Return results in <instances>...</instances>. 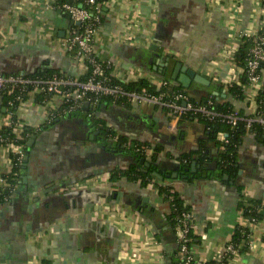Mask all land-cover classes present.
Here are the masks:
<instances>
[{
    "label": "crops",
    "instance_id": "obj_1",
    "mask_svg": "<svg viewBox=\"0 0 264 264\" xmlns=\"http://www.w3.org/2000/svg\"><path fill=\"white\" fill-rule=\"evenodd\" d=\"M55 3L0 0V74L52 68L81 75L82 66L63 45L71 19ZM263 23L264 0H106L94 51L110 62L117 80L152 90L162 79L179 84L171 72L180 62L209 81L192 80L187 88L179 84L189 97L215 96L251 116L254 99L246 93L233 98L228 86L242 71L234 52L245 33ZM97 105L84 104L32 135L21 181L0 205V264H176L169 203L153 181L142 186L110 178L113 168L125 169L135 157L116 150L114 138L103 141L86 114L95 107L92 116L117 135L149 143L151 153L159 147L152 164L163 171L179 168L177 156L197 147L204 124L170 117L150 103ZM3 111L0 106V125ZM18 117L33 127L47 120L45 106L32 95ZM207 145L213 157L216 147ZM236 159L237 173L228 182L227 176L212 175L169 177L162 183L192 210L190 245L198 260L223 255L235 226L244 221L237 206L241 199L260 200L263 218L252 225L251 246L229 264H264V145L252 132L243 135ZM10 169L8 149L0 147V174Z\"/></svg>",
    "mask_w": 264,
    "mask_h": 264
},
{
    "label": "built area",
    "instance_id": "obj_2",
    "mask_svg": "<svg viewBox=\"0 0 264 264\" xmlns=\"http://www.w3.org/2000/svg\"><path fill=\"white\" fill-rule=\"evenodd\" d=\"M86 2L92 4L94 0H86ZM62 7L72 21L69 34L65 37L63 45L67 51L73 52L72 59L82 66L83 72L79 76H68L56 71L49 75L34 78L29 77V73L25 72L0 74V96L2 93L13 94V98H9L5 107H3V123L0 127H14L17 136L22 132L23 123L18 117V111L27 100L23 99L24 93H29L30 96L36 93H44L49 96L46 102L42 103L46 109V119L53 116L54 110H56L57 115L72 114L82 105H95L100 97L106 96L127 103H150L164 109L167 115L177 119L185 116L197 119L198 116H203L209 120L220 118L230 125L243 120L246 127H250L254 122L264 126V110L257 100L259 93L264 91V69L260 68V64L264 62V23L255 27L251 34L245 33V35H251L254 38L249 49L246 68L242 69L248 77V83L243 85V93L254 99L256 111L254 115L241 116L236 108L226 113L217 110L215 108L217 99L213 100L211 96L201 103L190 100L189 96L181 90L170 95L156 92L161 86L172 83L169 79H162L155 90H149L148 87L139 84L138 90H126L122 84L113 82L105 76L106 70L111 72L110 62L98 58L94 51V38L100 24L101 3L95 5L93 14L88 9L83 8L81 4H78L77 0H69ZM27 86L30 87L29 91L25 90ZM14 114H16V119L13 118ZM217 138L221 141L225 140L224 134L221 132ZM0 147L8 149V156L10 152H13L16 160L21 161L24 159L22 147L8 141L1 135ZM150 153L151 148L149 147L147 155ZM1 182L4 183L3 178H0ZM259 211L262 212V210ZM192 220V210L184 209L180 212L177 223L173 228L177 240L176 264H229V261L239 254L238 248L241 244L235 246L232 241H229L224 246L223 255L219 259L215 261L196 259L190 245L192 241ZM244 221L251 230L252 225L258 223L259 220L249 217L244 218ZM250 237L251 235L247 242L249 247L251 246Z\"/></svg>",
    "mask_w": 264,
    "mask_h": 264
},
{
    "label": "trees",
    "instance_id": "obj_3",
    "mask_svg": "<svg viewBox=\"0 0 264 264\" xmlns=\"http://www.w3.org/2000/svg\"><path fill=\"white\" fill-rule=\"evenodd\" d=\"M68 1L69 0H56L54 6L58 8L62 13L67 14L62 5L64 3H67ZM105 1L106 0H94L92 4H88L86 0H77V3L81 4L83 8L88 9L89 12L93 14L95 5L97 3H101L103 5L105 4ZM99 20L101 22V14ZM253 38L254 36L251 35L243 36L242 42L233 54L234 63L241 69L246 68V64L249 58V49L253 42ZM260 68L264 69V62L260 64ZM56 71L57 70H54L52 68H43L29 73L28 76L34 78L43 75H49ZM104 74L105 76L109 77L113 82L122 84V86L126 90H138L137 82L119 81L110 75L109 70H106ZM247 83L248 77L246 75V72L241 71L238 76V82H231L228 86L229 95L233 98L241 99L244 95L243 85ZM148 89L152 90L150 86H148ZM25 90L29 91L30 87L27 86ZM178 90L185 92V90L181 88L179 84H174L172 82L161 86L156 92H161L165 95H170ZM32 96L35 102L41 104L45 103L46 100L49 98V96H46V94L44 93H36ZM0 97V106L1 108H3L5 107L7 100L9 98H13V94L2 93ZM28 97L29 93H24L23 99H27ZM211 98L213 100H216L215 96H211ZM189 99L194 101L191 97H189ZM207 99L208 98H201L199 102H205ZM257 100L261 108L264 110V91L259 93ZM110 102L129 106V103L127 102L112 99L106 96L100 97L97 106L104 103L108 104ZM215 108L223 113H226L233 109V105L228 101L221 103L217 100ZM80 109L81 108H79L78 110ZM94 109L95 107L91 108L86 115L92 119L93 125L99 130L101 139L103 141H106L109 138H114V147L116 150L127 152L135 157V161L131 162L127 168H113L110 173V178L117 179L118 177H124L129 181H137L142 186H145L150 181L155 182L158 193L161 194L163 199L166 200L170 205V212L167 215V220L169 221L172 228H174L175 224L177 223V219L179 217L180 212L184 209H190V207H188V205L183 202V199L180 197L177 191H175L172 187L162 183L165 178L172 177L173 172H176V177H185L187 179H192L195 177L204 178L215 175L223 180V176H227L228 178L226 181L228 182L231 178L235 177L238 170L236 155L238 146L242 141L243 135L246 132H252L254 137L264 145V126L258 123L254 122L251 124L250 127H246V123L243 120H239L236 124L230 125L226 122H223L220 118L209 120L203 116H198L197 120L201 121L204 124V137L198 141L196 148L190 150L189 152L179 154L177 156V160L180 164L178 169L173 171H163L152 164V160H155L157 152L156 150L159 147L155 146L154 151L150 155H147V149L150 147L149 143L134 139H128L126 137L117 135L115 131L112 128L107 127L103 123V121L98 118L96 119L92 116V112ZM78 110H76L72 114L76 113ZM72 114L57 115L56 110H54L53 116L49 117V119H47L45 123L41 124L38 127L29 126L23 123V130L17 136V134L14 132V127L1 126L0 135L5 137L8 141L20 145L22 147V150L24 151L25 157L28 153L27 141L32 135H35L38 130L48 126L55 120L68 117ZM239 114L241 116H247L241 113L240 111ZM13 118L16 119V114H14ZM180 119L193 118L191 116H185ZM220 132L224 134V141H221L217 138ZM209 142H212L216 147V151L213 157H209V149L207 145V143ZM141 158H144L145 162L149 163V166H146L144 163H139V160ZM9 160L12 168L8 173L0 174V178L4 179V183H0V205L10 199L14 189H16V186H18L21 181V171H23V169L26 167L27 160L25 158L21 161L16 160V157L13 152L9 153ZM193 161L197 165L195 172L190 171L191 164ZM212 161H215L214 167L209 166V163ZM154 173H158L160 176H162V178L159 179L156 175H154ZM242 196L244 197V195ZM237 206L245 219L249 217H254L257 220H260L263 218L262 212L259 211L263 209V205L260 203V200H253L250 198L247 200L246 198L244 200L241 199ZM250 235L251 230L249 229L245 221L240 222L235 226L232 239L230 241H232L233 245L235 246H239L241 244V246L238 248V253L246 250L249 247L247 242ZM44 264L50 263L44 261Z\"/></svg>",
    "mask_w": 264,
    "mask_h": 264
},
{
    "label": "water",
    "instance_id": "obj_4",
    "mask_svg": "<svg viewBox=\"0 0 264 264\" xmlns=\"http://www.w3.org/2000/svg\"><path fill=\"white\" fill-rule=\"evenodd\" d=\"M68 17H69V15H68ZM71 23H72V21H71ZM167 63L168 62H166V64ZM171 79L175 80L183 88L189 87V85H190L192 80L196 81V82H200V83H206V84L209 83V81L205 80L202 76H200L199 74L194 72L192 69L186 68L180 62H176L175 63V65H174V67L172 69V72H171ZM33 139H34V136L29 138V140L27 141V146L28 147H30L32 145ZM24 158L27 160V155ZM139 163H144L146 166H149L148 162H144V158H141L139 160ZM196 167H197V165L193 161L192 164H191L190 171L191 172H195L196 171ZM154 175L158 176L159 178H162V176H160L158 173H154ZM176 176H177V173L173 172L172 177L175 178ZM224 178H226V176H224Z\"/></svg>",
    "mask_w": 264,
    "mask_h": 264
},
{
    "label": "rangeland",
    "instance_id": "obj_5",
    "mask_svg": "<svg viewBox=\"0 0 264 264\" xmlns=\"http://www.w3.org/2000/svg\"><path fill=\"white\" fill-rule=\"evenodd\" d=\"M190 93L192 94V93H193V91L191 90V91H190ZM195 120H197V119H195Z\"/></svg>",
    "mask_w": 264,
    "mask_h": 264
}]
</instances>
